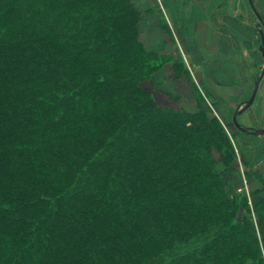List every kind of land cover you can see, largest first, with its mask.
<instances>
[{
  "label": "trees",
  "instance_id": "16d2710c",
  "mask_svg": "<svg viewBox=\"0 0 264 264\" xmlns=\"http://www.w3.org/2000/svg\"><path fill=\"white\" fill-rule=\"evenodd\" d=\"M139 19L129 0H0V264H264L214 155L233 163L231 138L199 96L157 103Z\"/></svg>",
  "mask_w": 264,
  "mask_h": 264
},
{
  "label": "crops",
  "instance_id": "0c3cea01",
  "mask_svg": "<svg viewBox=\"0 0 264 264\" xmlns=\"http://www.w3.org/2000/svg\"><path fill=\"white\" fill-rule=\"evenodd\" d=\"M129 1L140 13L137 34L141 43L161 54L177 48L187 59L195 84L203 85L225 116L223 126L236 160L228 167L233 176L227 173L224 184L230 188L238 185V190L259 187L254 178L246 179L245 170L264 174V135L238 130L233 114L249 100L263 72L253 102L237 116V122L245 129L264 130V53L259 50L264 0H251V4L249 0ZM167 71L164 68L153 74L155 87L168 81L163 92L170 93L176 92L175 83L186 84L181 78H169Z\"/></svg>",
  "mask_w": 264,
  "mask_h": 264
},
{
  "label": "rangeland",
  "instance_id": "374dc122",
  "mask_svg": "<svg viewBox=\"0 0 264 264\" xmlns=\"http://www.w3.org/2000/svg\"><path fill=\"white\" fill-rule=\"evenodd\" d=\"M139 42L141 43L140 40ZM141 45L144 47V49L147 52L154 53L156 56V58L152 62L153 65L155 64L156 66L155 70L150 74L148 79L145 81V86L152 92L158 104L173 109H178L182 107L190 111H196L197 110L196 101H197V97L199 96L200 99L203 100V102H205L204 104L208 110L209 115L217 119V121L220 122L222 126L223 124L225 126L226 123L225 116L223 115L222 112H220V109L216 107V104L214 103V101H212L210 95L203 89V85L200 83H198L199 85L195 84L193 78L191 77L188 71L187 59L182 54H180L177 48L174 49V51L170 54H161L158 51L148 50L142 43ZM250 47H251V43H250ZM164 68L170 70V72L167 71V75L169 76V78H173V79L181 78L183 79V81L184 80L186 81V84H180L178 82L175 83V86L177 88V89L175 88L176 92L171 91L170 93L163 92V89L167 87L168 81H164V83H161L160 87L159 86L155 87L154 83L152 82V76L154 73L160 71L161 69L163 70ZM185 71L187 72V74L185 73ZM224 130L226 131L225 128ZM214 155L217 160L218 170L222 174L221 175L222 180L223 177L226 179V175L228 177V174H230L228 171V167L230 165L228 167H225L222 164L220 155L217 153H215ZM245 173H246V179L254 178L259 184V187L248 188L247 190L246 187L244 186L242 189L238 190L237 188L238 185L234 184L235 187L232 186V188H230V186H226L223 181L224 188L230 195L242 194L247 198L246 206H248V209L250 211L252 222L257 230L258 236L260 238H264V174H260L256 171H252L251 169H249L248 171L245 170ZM231 176H233V174H230V178ZM252 198L256 199V201L253 202ZM240 214L244 215L245 211L240 210Z\"/></svg>",
  "mask_w": 264,
  "mask_h": 264
},
{
  "label": "water",
  "instance_id": "95a60500",
  "mask_svg": "<svg viewBox=\"0 0 264 264\" xmlns=\"http://www.w3.org/2000/svg\"><path fill=\"white\" fill-rule=\"evenodd\" d=\"M250 4H251V0H249ZM259 35H260V40H261V45L259 47V50L260 52L263 54L264 53V30L263 29H260L259 30ZM262 75H263V72L262 74L256 79L255 83H254V90H253V93L251 95V97L249 98L248 101L245 102V105L243 106V108L241 109H237L234 114H233V123L235 125V127L242 131V132H252L254 134H258V135H264V130H250V129H245V128H242L238 122H237V116L242 112L244 111L246 108H248L250 106V104L253 102L254 98H255V95H256V92H257V89H258V84L262 78Z\"/></svg>",
  "mask_w": 264,
  "mask_h": 264
}]
</instances>
